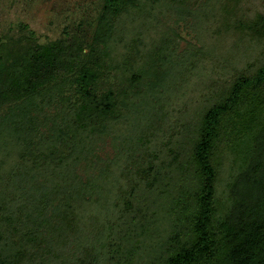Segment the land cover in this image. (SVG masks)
Wrapping results in <instances>:
<instances>
[{
    "label": "trees",
    "instance_id": "1",
    "mask_svg": "<svg viewBox=\"0 0 264 264\" xmlns=\"http://www.w3.org/2000/svg\"><path fill=\"white\" fill-rule=\"evenodd\" d=\"M144 1L102 0L96 15L88 13L90 21L66 26L59 38L44 43L27 25L6 32L0 41V156L14 150L25 165L0 168V185L19 174L63 170L61 181L54 179L41 198L53 200L49 227L79 230L99 213L102 224L94 220L87 230L99 235L91 264H264V12L241 19L231 10L219 12L223 30L212 37H232L237 56L250 62L235 64L232 72L209 62L213 90L207 88L191 123L183 121L180 141L158 142L150 167L136 168L145 181L138 187L143 194L114 183L126 180L128 168L122 176L93 162L97 135L129 117V128L138 117L149 123L154 109L164 110L160 87L168 70L162 64L175 44L167 35H148L154 38L150 48L137 47V58L114 65L116 81L107 89L101 85L113 67L110 42L126 19L149 13L151 0ZM152 2L159 7L160 0ZM130 102L135 111L143 106L140 116L129 110ZM172 128L165 127L171 136ZM169 147L175 151L168 154ZM79 164L86 167L82 175ZM132 193L143 198L136 215ZM9 244L0 228V264L30 258L18 243V253L10 254Z\"/></svg>",
    "mask_w": 264,
    "mask_h": 264
},
{
    "label": "rangeland",
    "instance_id": "2",
    "mask_svg": "<svg viewBox=\"0 0 264 264\" xmlns=\"http://www.w3.org/2000/svg\"><path fill=\"white\" fill-rule=\"evenodd\" d=\"M101 1L0 0V41L11 27L15 29L26 25L35 32L42 43L59 38L66 26L74 27V24L80 20L90 21L88 13L96 15ZM152 1L147 15H136L132 22L126 19V27L116 33L114 42H110L108 63L113 62V67L111 74L107 72L108 77L101 85L107 89L113 81H116L114 75L117 72L114 65L137 58L135 51L137 47L139 51H144L146 47V50L150 48L154 38L148 35L153 32L161 36L167 35L166 39L169 38L170 41L174 38L175 44L170 47L173 50L169 53V58L162 64L164 70H168V74L164 76L165 83L160 87V97L165 100L164 110L154 109L149 123L141 121L142 118L139 117L136 122L131 120V123L135 122L136 125L130 128L128 122L126 123V121L130 122L131 117H129V120H124V124L116 130L107 131L104 136L97 135L91 146L93 155L97 154L94 155L93 162H99L101 166L110 165L122 176V172L128 168L126 180L113 181L115 184L120 183V187L122 185L126 187L129 193L132 191L136 194H143L144 191L138 187H144L145 182L142 184L140 172L136 171V168L150 167L153 162L150 154L157 149L158 142H163L166 138L170 143L180 141L179 130H182L183 121L191 123L197 106L201 108L205 104L207 88L209 94L213 90L209 62L213 60L211 66H214L216 60L225 71L232 72L239 67L237 65L245 66L249 61L247 57L243 58V55L237 56L232 46L234 42L232 37L223 34L212 37L214 32L223 30L221 27L224 22L217 19L219 12L223 11L222 8L231 10L239 19L252 18L256 13L264 12V0H176L174 2L160 0L159 7H156ZM144 3L148 4L149 0H145ZM177 9L181 10V13L174 11ZM186 10L193 15L186 14L188 12ZM87 26L88 24L85 23L83 29L86 30ZM162 42L161 40L160 43ZM229 62L232 65H229ZM135 106L130 102L129 110H133L132 114L135 112L140 116L139 112L143 113L144 108L137 105L138 110L135 111ZM49 111L53 114L54 110L49 109ZM162 114L163 116L160 117ZM155 121L157 123L155 127L172 126V136L165 127V130L153 128ZM152 128L154 132L151 135L149 133ZM175 135L177 138L173 139ZM169 149L168 154L170 151H175L173 148L169 147ZM2 154L0 160L2 159L3 162L7 160V163L4 162L6 165L0 163V168L15 169L23 168L25 165L21 161L22 153L19 155L12 150ZM83 166L80 164L77 166L81 175L80 170L86 168ZM61 171L58 174L56 171L48 172L46 176L43 174L24 176L18 173L19 176L14 177L11 183L7 180L9 184L4 182L0 185V228L7 242H11L8 247L10 254L16 255L19 251L18 245L24 246L20 249L22 254L30 255L24 264L92 263L93 256L91 257L89 252L97 245L99 235H89L87 230L90 225H96L95 221L100 217L99 213H93L92 220L89 218L90 221L83 222L79 230L66 229L63 232L50 230L49 226L54 219L48 213L51 211L53 200L46 199L49 204L47 211V202L41 198L54 179L61 181L59 179L63 177ZM134 193L131 195L132 215L137 214L135 207L141 200L143 201V198H138L140 195L134 198ZM53 195L55 193L50 192V197ZM43 212H47L45 216ZM139 214H142L141 211ZM97 223L102 224L98 221ZM97 228L96 226L95 229ZM33 238H35L34 242H32Z\"/></svg>",
    "mask_w": 264,
    "mask_h": 264
}]
</instances>
